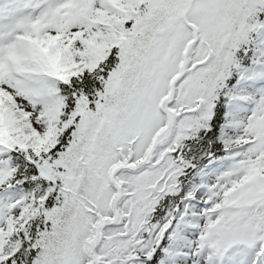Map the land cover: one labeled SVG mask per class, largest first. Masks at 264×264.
Wrapping results in <instances>:
<instances>
[{
  "label": "snow or ice",
  "instance_id": "snow-or-ice-1",
  "mask_svg": "<svg viewBox=\"0 0 264 264\" xmlns=\"http://www.w3.org/2000/svg\"><path fill=\"white\" fill-rule=\"evenodd\" d=\"M0 264H264V0H0Z\"/></svg>",
  "mask_w": 264,
  "mask_h": 264
}]
</instances>
